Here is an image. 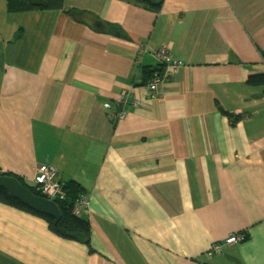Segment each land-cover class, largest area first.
<instances>
[{
  "label": "crops",
  "instance_id": "0c3cea01",
  "mask_svg": "<svg viewBox=\"0 0 264 264\" xmlns=\"http://www.w3.org/2000/svg\"><path fill=\"white\" fill-rule=\"evenodd\" d=\"M160 3L0 0V174L77 181L91 248L0 203V264H264V0ZM160 47L180 64L151 95Z\"/></svg>",
  "mask_w": 264,
  "mask_h": 264
},
{
  "label": "trees",
  "instance_id": "16d2710c",
  "mask_svg": "<svg viewBox=\"0 0 264 264\" xmlns=\"http://www.w3.org/2000/svg\"><path fill=\"white\" fill-rule=\"evenodd\" d=\"M134 3L138 4H148L152 8L158 9L160 7L158 5L149 4L147 0H131ZM6 6L8 12H22V11H31V10H43V9H61L63 8V0H6ZM66 13L70 15L75 20H80L79 17L83 15L77 9H69L66 10ZM111 28H114V26ZM163 63H159L154 67L146 66L143 69L144 80H149L154 74L161 73L163 71L162 65ZM249 83L254 85H262L264 84V74L251 75L248 78ZM220 110L227 115L231 124H234L237 120L243 118L241 114H231L220 108ZM10 175V174H9ZM15 177V176H14ZM21 184L30 189L34 194L40 195L36 192L30 183H27L20 177H16ZM64 188L66 190V197L62 200H57L56 203L59 207L61 216L60 219L55 223L54 219L45 214H41L33 211L29 207L22 204L17 199L11 197L6 190L0 187V203L5 204L7 206L19 209L26 213L35 215L37 217L42 218L49 229L53 234L67 240L75 241L78 243L85 244L90 248V226L89 222L81 217V215H76L73 213V205L76 199L83 194V188L81 185L75 180H68L64 182ZM245 240V238L243 239ZM242 240V241H243Z\"/></svg>",
  "mask_w": 264,
  "mask_h": 264
},
{
  "label": "built area",
  "instance_id": "2783aa9c",
  "mask_svg": "<svg viewBox=\"0 0 264 264\" xmlns=\"http://www.w3.org/2000/svg\"><path fill=\"white\" fill-rule=\"evenodd\" d=\"M158 60L166 65V70L161 73L154 74L147 82L146 89L147 92L151 95H156L160 92V86L166 75L170 73V71L174 70L180 62L175 60L171 53L163 47H160L155 52ZM131 90L123 89L117 98L115 103L116 112H114L116 118H124L126 116V111L123 109V105L128 103V99L130 97ZM107 107H110V104H106ZM64 181H61L57 178L56 169L46 163L38 164L35 167V172L32 177V187L38 192L43 198L56 202L57 200H62L66 197V190L64 188ZM88 199L85 194H80V196L76 199L73 205V213L76 215H81L82 211L87 207ZM245 238L244 235L239 234H231L226 237L221 242H215L211 248L210 252H219L221 250L222 244L232 245L237 242H241Z\"/></svg>",
  "mask_w": 264,
  "mask_h": 264
},
{
  "label": "water",
  "instance_id": "95a60500",
  "mask_svg": "<svg viewBox=\"0 0 264 264\" xmlns=\"http://www.w3.org/2000/svg\"><path fill=\"white\" fill-rule=\"evenodd\" d=\"M147 1L152 5L160 3V0ZM96 24L98 25L99 23L96 22ZM0 187L6 190L11 197L17 199L33 211L51 216L55 223L60 219L61 213L56 202L34 194L30 189L21 184L16 177L0 174Z\"/></svg>",
  "mask_w": 264,
  "mask_h": 264
}]
</instances>
